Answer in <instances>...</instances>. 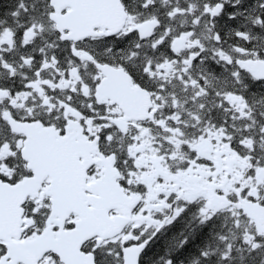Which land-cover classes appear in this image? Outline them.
Returning <instances> with one entry per match:
<instances>
[{
	"label": "snow or ice",
	"instance_id": "obj_1",
	"mask_svg": "<svg viewBox=\"0 0 264 264\" xmlns=\"http://www.w3.org/2000/svg\"><path fill=\"white\" fill-rule=\"evenodd\" d=\"M0 264H264V0H0Z\"/></svg>",
	"mask_w": 264,
	"mask_h": 264
}]
</instances>
